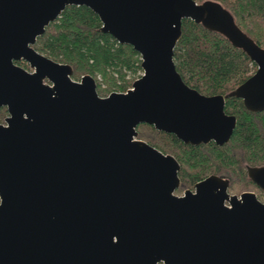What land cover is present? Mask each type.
<instances>
[{
	"label": "water",
	"instance_id": "1",
	"mask_svg": "<svg viewBox=\"0 0 264 264\" xmlns=\"http://www.w3.org/2000/svg\"><path fill=\"white\" fill-rule=\"evenodd\" d=\"M70 4L140 52L130 88L101 95L95 76L35 47ZM184 18L225 34L256 70L227 94L189 85L174 58ZM227 96L264 109V47L219 0H0V264H264V200L216 173L178 194L179 160L137 128L225 144L238 122ZM248 173L264 191V164Z\"/></svg>",
	"mask_w": 264,
	"mask_h": 264
},
{
	"label": "trees",
	"instance_id": "2",
	"mask_svg": "<svg viewBox=\"0 0 264 264\" xmlns=\"http://www.w3.org/2000/svg\"><path fill=\"white\" fill-rule=\"evenodd\" d=\"M219 1L233 12L238 25L264 47V0ZM101 26V18L92 8L70 4L38 36L35 47L72 64L76 79L86 73L95 76L100 93L126 90L141 74L131 79L128 76L143 71L142 55L133 45L104 32ZM182 28L174 58L192 87L206 94H227L256 70V62L222 32L191 18L183 19ZM16 62L27 65L23 60ZM226 111L236 114L238 122L230 140L222 145L215 141L188 144L175 133L147 122L138 125L139 137L176 156L181 164L180 189L193 187L197 181L217 173L230 178L229 190H260L250 178L248 166L264 164V109L250 110L241 97L227 96ZM7 113V107H2L0 119Z\"/></svg>",
	"mask_w": 264,
	"mask_h": 264
},
{
	"label": "rangeland",
	"instance_id": "3",
	"mask_svg": "<svg viewBox=\"0 0 264 264\" xmlns=\"http://www.w3.org/2000/svg\"><path fill=\"white\" fill-rule=\"evenodd\" d=\"M139 73L142 74L143 71H139V72L136 73L135 75H132V74H131V75L128 76V77L131 79V78H133L134 76H137ZM81 76H82V75H81ZM81 76H80V77H81ZM80 77H79V78H80ZM137 77H139V76H137ZM137 77H136V78H137ZM79 78H78V79H79ZM99 78H101L100 75H99ZM103 85H105V84H103ZM131 86H132V85H131ZM131 86H129V87H131ZM99 93H100V92H99ZM100 94H101V95H106V93H100ZM107 94H108V93H107ZM7 114H8V113H7ZM4 120H5V118H2V120L0 119V121H4ZM241 188H242V187H241ZM242 189H243V188H242ZM244 190H246V189H244ZM247 190H248V189H247ZM250 190H253V189H250ZM184 191H185V188H182V189L179 188V189L177 190V193L182 194V193H184ZM242 191H243V190H242ZM242 191H241V189H238V190L235 189V191H233V192H235V193H236V192H237V193H241ZM254 191L256 192V191H258V190H255V189H254ZM262 191H263V190H262ZM256 193H257V192H256ZM263 193H264V191H263ZM262 196H264V194H262ZM161 263H163V262H161ZM163 264H164V263H163Z\"/></svg>",
	"mask_w": 264,
	"mask_h": 264
},
{
	"label": "flooded vegetation",
	"instance_id": "4",
	"mask_svg": "<svg viewBox=\"0 0 264 264\" xmlns=\"http://www.w3.org/2000/svg\"><path fill=\"white\" fill-rule=\"evenodd\" d=\"M23 61H25V60H23ZM26 63H27V61H26ZM21 65H23V64H21ZM24 66H26L27 68H29V65H28V63H27V65H24ZM163 131V130H162ZM166 132V131H165ZM211 142V141H210ZM217 174V173H216ZM220 175V174H219ZM230 182H231V180H230ZM181 185V184H180ZM195 185V184H194ZM231 185V184H230ZM188 188H194V186L193 187H188ZM230 188V187H229ZM259 188H260V190H258V191H256L257 192V195H258V197L260 198V199H262V200H264V196H262V194H264L263 193V191H262V188L259 186ZM179 189V188H178ZM177 189V190H178ZM185 189H187V188H185ZM177 190H176V192H177ZM247 190V189H246ZM246 190H243V191H246ZM248 190H250V189H248ZM231 193H235V192H233L232 190H229ZM242 191V192H243ZM253 191H254V189H253ZM241 192V193H242ZM237 193V192H236ZM179 194V193H178ZM183 194V193H182ZM237 194H240V193H237Z\"/></svg>",
	"mask_w": 264,
	"mask_h": 264
},
{
	"label": "built area",
	"instance_id": "5",
	"mask_svg": "<svg viewBox=\"0 0 264 264\" xmlns=\"http://www.w3.org/2000/svg\"><path fill=\"white\" fill-rule=\"evenodd\" d=\"M130 88V87H129ZM127 90V89H126ZM123 91H125V90H123Z\"/></svg>",
	"mask_w": 264,
	"mask_h": 264
}]
</instances>
